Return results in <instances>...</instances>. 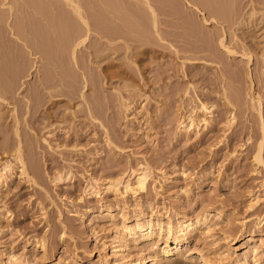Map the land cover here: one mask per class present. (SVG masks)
<instances>
[{
    "label": "rangeland",
    "instance_id": "1",
    "mask_svg": "<svg viewBox=\"0 0 264 264\" xmlns=\"http://www.w3.org/2000/svg\"><path fill=\"white\" fill-rule=\"evenodd\" d=\"M18 1L21 0L7 2L14 6L13 16L21 15L19 9L24 10L17 8ZM95 1L91 0L96 6H103L100 0ZM111 1L116 4L114 10L111 7L114 14L103 13L99 6L102 13L96 6L94 11L126 33L116 40L121 46L115 51H103L99 57L92 54L90 47L77 52L79 60L94 75L113 74L102 79L96 88L88 86L82 92L85 99L97 98V120L84 114L82 97L76 95L70 100L66 95L49 98L46 94L42 95L45 103L35 115L45 114L42 121L48 125L32 118L27 120L28 113L19 120V132L32 146L27 144L28 148H24L27 146L23 143L24 156L30 153L28 158L38 170L35 183L20 174L17 159L11 155L12 150H7L15 139L8 109L12 103L19 107V100L32 94L30 89L34 88L37 76H42L47 67L39 53L34 55V49L25 48L10 33L16 15L9 16L7 3L0 4L7 11L3 23L7 45L3 46L15 49L12 53H23L21 57L27 63L23 65L29 67L25 68L28 75L21 80L23 86L8 99L10 106L0 102V163L10 165L0 186V264H5L9 253L22 260V264H91L99 254L111 252L106 238L114 226L106 217L108 211L131 216L152 209L172 218L205 214L212 238L226 231L236 237L230 248L209 244L211 240L207 238L199 244L189 239L181 247L187 258H180V264H193L189 258L196 255L194 247H203L211 255L229 248L230 256L214 262L237 264L251 245L264 244V165L253 159L255 150L251 147L260 141V125L264 127V0H219L225 13H233L231 27L183 0H150L157 13L158 35L152 28L149 12L145 6L140 7L139 0H122L123 4L121 0H110L114 7ZM161 1L176 4L178 14L171 13ZM26 9L25 12L31 10ZM202 15L208 19L207 24ZM29 23V27H35ZM135 26L139 32L145 30V34L141 32L145 37H141L143 43L129 39L139 37ZM192 29L200 34L198 38L192 35ZM221 34L234 54L219 46ZM201 36L205 40L206 36L214 38L218 59L209 57L204 49L207 41L201 40ZM94 38L90 45L97 44ZM242 47L252 56L248 63L246 56H242ZM246 71L250 72L251 85ZM253 91L262 98L260 117L250 100ZM234 95H240L238 102L232 101ZM225 96L232 101L231 107L235 105L231 124L226 112L231 107ZM201 101L213 104L210 124L202 128L196 122L189 132L180 129L179 117L191 108L198 109ZM65 116L66 122L62 124ZM262 146L264 163V143ZM143 165L149 167L150 182L153 180L146 192L120 197L105 189L108 179ZM255 197L258 201L250 207V200ZM217 212L215 218L213 214ZM42 238L46 242L44 252L39 244ZM162 241L158 239V247L146 248L147 252L143 249L142 255L152 258L154 251L163 247ZM128 245L134 247L133 255L140 253L135 244ZM263 246H258L257 264H264ZM244 264L253 261L247 258Z\"/></svg>",
    "mask_w": 264,
    "mask_h": 264
},
{
    "label": "bare ground",
    "instance_id": "2",
    "mask_svg": "<svg viewBox=\"0 0 264 264\" xmlns=\"http://www.w3.org/2000/svg\"><path fill=\"white\" fill-rule=\"evenodd\" d=\"M8 1L0 0V4L3 6L4 4L7 5L9 3ZM21 1L20 2L18 1L20 4L17 2L18 7L16 6L17 4L15 5V7L17 8L21 7L24 10L22 12V10L19 9L21 15L17 14L18 15L17 16L15 13L16 16L14 15L15 18L13 20L12 26L10 27V30L12 32L10 31V33L13 36H15L17 41L21 42L22 46H24L25 48H32V50L34 49L33 50L35 51L34 55L35 53H39L41 57L45 59V65L47 68L45 67L46 71H43V74H41L42 76H39L37 74L38 75L37 82L34 83L35 84L33 86L34 88L30 89L32 91V94L31 95L27 94L28 97L27 96L22 97L23 99H21V101L19 100V102H21L20 105H18L19 107H17V105H15L14 103L11 104V102H9L8 99L13 98L17 90L21 88L20 86L24 84L23 81L21 80L22 78H25L28 75V74L26 75L25 70H28L29 67L26 66L27 63L25 62L24 56L21 57V54L23 53H21L20 55H18V53L16 52L12 53L14 52L13 50L15 49L11 50L12 48L11 49L9 48L10 49L9 50L8 47L5 46L7 44L6 41H4L5 29H3V25L5 26V24L3 23H6L7 15L5 14V12L7 11H4L2 10V8H0V102L3 103L5 102L9 106L11 104L10 109H8V111L11 112L10 115L12 117L13 126H14L13 127L14 128L13 133L15 137L14 143L12 145L10 144L11 146L10 145L8 146L9 149L7 148L6 149L12 150V154L11 153L10 154L17 159V162L19 163L20 174L24 175V177H26L27 180L35 183V179L38 177L39 174L35 164L31 162L30 158H28L31 156L30 153L28 157L24 156L23 149L28 148V146L31 144L25 141L26 139L19 132L18 125L20 123L19 120L21 116H24V114L28 113L30 117L26 118L27 120L32 118L33 120H39L40 122L44 123V125L46 124L48 125L49 124L48 122L47 123L44 122L46 117L45 114L35 115L39 107H41L45 103L44 101L45 99H43L44 96L42 95L46 94V96H48L49 98L53 97V95H63V96L66 95L70 98V100L76 98V95H78L82 97V99H85L84 97L85 95L82 92H85L88 86H92L96 88L97 85L102 81V79L107 77L109 78L113 74L111 72H107L103 75L99 73L94 75L88 69L89 67L85 66L84 63L79 60L77 56V52L81 51L82 48L90 47L92 48V54H94L95 57H99L101 56L103 51H107V50L115 51L119 48V45L121 46V44H119L116 40L125 37L126 33L118 29L114 23L112 24V22L109 21L110 19L107 18L108 19L107 20L104 18H100L101 15L99 16L97 14L98 12L94 11L95 10L94 6H96L95 4L97 2L95 0H92L95 1V4L91 2V0L90 1L89 0H28V1L23 0V2ZM178 1L182 2V0H178ZM183 1L187 2V4H191L195 6L196 8L201 7L203 10L207 11L208 15H211L214 18L216 17L224 22H228L227 25L229 27H231L234 24L233 13H230L231 10L230 12L229 10H227L228 13H225L222 7L223 4H221L219 0H183ZM112 2L113 1H111V3ZM117 2L118 1H116L115 3ZM121 2L120 4H123L122 0ZM160 3L165 8L168 7V10L171 9L169 10L171 13L178 14L179 9L176 4L174 3L169 4L164 1H161ZM100 4H102L103 6L98 4L95 8L99 6V8L101 7V10H103L102 11L103 13L114 14L113 10L116 8L115 7L116 4L112 3L114 4V7L111 6L110 0H108V2H105V0L104 1L100 0ZM138 4H140V7L141 5L145 6L146 8L145 10L149 12L148 15L149 17H151L152 28L155 30L154 32L158 35L159 32L156 29L157 13L155 11L156 10L155 6L153 7L150 0H139ZM6 7L9 16L10 15L13 16L14 11H12V9L14 6L12 7V5L8 4V6ZM111 7L113 10L111 9ZM29 8H31L32 11ZM99 8H97L96 10H99V12H101ZM25 9L26 10L29 9L30 12L29 10L28 12H25ZM29 13L31 14L30 16ZM253 13L254 12H251V15H253ZM107 16H105V18ZM117 18L121 20V23L123 25L128 26L127 24H125L123 18L118 16ZM202 18L205 24H207L208 19L205 18L204 15H202ZM214 18L211 17V19ZM28 21H30V23ZM27 23H29L30 25L34 24L35 27L32 26L29 27ZM132 25L131 27L133 28ZM137 27L135 28L136 29L135 31L137 32L136 34L139 37L137 39L136 38H129V39L135 40L136 42L140 41L141 43H143L141 37L143 39L144 35L142 33H144L145 30L143 31L141 29V31L139 32ZM196 32L193 29L191 30L192 35L194 34V36L196 37L198 35L200 36V34ZM92 37H96L97 39L96 41L97 44L94 46L89 44L92 41L91 40ZM206 38H207L206 40L204 39L203 36H201L200 38L201 40L204 39L205 42L207 41L205 43L207 44V46H204L205 44L203 45L204 47H206L204 49L208 51V55L212 60L218 59L216 55V51L213 48L212 41L214 38L209 36H206ZM3 43L5 44L4 46ZM218 44L227 53L235 52L233 49H231L228 46L226 40H224L223 34H221L218 40ZM6 47L9 51L5 49ZM124 47L128 48L127 43H124ZM243 55L246 56L247 59L246 63H248L252 57L251 54L244 49V51L242 50V56ZM25 63L26 65L24 66L23 64ZM26 67L28 69H25ZM30 67L31 68L34 67L33 68L34 70L36 69V66L30 65ZM38 72H39V66L37 73ZM236 75L237 74H235L234 76ZM245 77L249 85H251L252 79L249 71H246ZM235 96L236 95H234V98H232L233 99L232 101L238 102V100L240 99L239 98L240 95L238 96L239 99ZM249 96L252 102V106H254L253 108L257 111V114L260 117L263 106L261 96L256 91H253V93H251ZM229 99L228 97L225 96V100L228 102L230 106L232 105V101ZM84 103H85L84 104L85 107L83 108L85 111V112L83 111L84 114L86 115L88 114L91 116L93 120H97V117L99 115V111L96 109L98 106L97 98L96 97H94L93 99L86 98ZM212 106L213 104L208 105L201 101L199 103L198 109L191 108V110H189L187 114H182L179 117L178 120L179 128L184 130L185 132H189L188 130L191 127L195 128L193 126L196 124V122L197 125L199 124L200 126H202V128L204 127L206 128L212 121V114H213ZM234 106L233 107L230 106L231 108L226 110V112L229 114L227 119V122H229V124H231L233 119H235ZM197 110L200 113L199 112L197 113ZM67 111H65V113ZM62 118L63 120L61 122L63 124V122H66V116ZM58 127L59 125L57 126V128ZM63 127L62 129H65ZM260 131H261L260 141L256 143V145L253 144L251 147L255 150L253 159L257 163L264 165L262 161L264 127L262 124L260 125ZM23 143H25L26 146L28 144V146L23 148L24 146ZM8 144L6 143V145ZM9 168H10L9 164L3 163L2 165V163H0V186L6 178L5 175L6 170H9ZM59 178L60 177H58V179ZM150 179L151 177H150L149 167L147 165H143V166H139L138 168H130L129 172H127L126 174H122L121 176L108 179V181L105 183V189L110 191L115 196H120V197H124L125 195L134 196L135 193L146 192L148 188L151 187L150 185L153 180L150 182ZM257 201H258V197L252 198L250 200L249 206L250 207L254 206L257 203ZM100 212L102 213L104 211L100 210ZM217 214L218 212L214 213L213 216L217 218ZM106 217L111 221V223L114 226V228L112 229V233L106 238V241H110L111 243V252L105 253L103 256L99 254L98 257L94 261H92L91 264H146L148 261H151V264H180L179 263L180 258L182 257L185 259L187 258L186 256H184V251L181 250V247L184 245L186 246V243L189 241V239H193L196 243L199 244L200 240L204 241L207 238L208 241L211 240L209 244H213L215 246L224 244L230 248L231 244H234L235 242L234 240L236 238L235 236L233 237L231 235L230 231L225 230L226 232H224V229H222L224 235L222 234V236L212 238L210 236V232H211L210 230L212 228L210 223H208L205 214L196 215L194 217L179 216L172 218L171 216L168 215L163 216L161 214H158V212L152 209L150 212L139 211L137 212V214L131 216L126 215V213H113L108 211ZM118 218L119 221H117ZM227 227L229 226L227 225ZM163 233L165 234L162 235ZM62 234H64V231H62L61 235ZM208 236L211 238L209 239ZM160 238L163 240L162 241L163 247L159 248V250L157 251L155 250L152 258L146 259V257L142 255V251H144L143 249L148 248L149 250L158 247L156 246V243ZM41 240L42 241L39 244L43 250L42 252H44L46 242L43 238ZM130 242L135 244V246H137V248L140 251L139 254L137 253H136L137 255L132 254L131 249L134 247H129L128 243ZM168 242L172 243V247H170V244ZM204 243H206V241ZM262 245L264 244L260 242L259 244L251 245L249 247L248 254H246L242 259L237 260V264H244V262L247 261V258H250L251 262L253 261V264H257L259 261L257 249L258 246L262 247ZM236 247L237 246H235V248ZM194 248L197 250L196 255L194 256V258L193 257L189 258L190 261L192 260L193 264L194 261L195 264H215L214 260L218 259L219 257L227 258L228 256H230V252H231L230 249L227 248L224 250L221 249L220 251L218 250L214 254L212 253L213 255H211L209 251H207L203 247H194ZM194 248L190 250H193ZM107 258L108 259L111 258V261H108ZM6 260L7 261L5 262V264H15V262L16 264L23 263L22 260L21 261L17 260V258L12 253L8 254Z\"/></svg>",
    "mask_w": 264,
    "mask_h": 264
}]
</instances>
